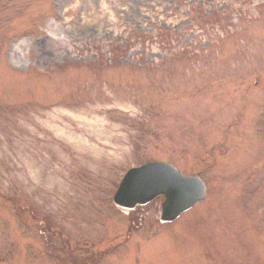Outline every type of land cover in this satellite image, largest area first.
I'll list each match as a JSON object with an SVG mask.
<instances>
[{"label": "rangeland", "instance_id": "rangeland-1", "mask_svg": "<svg viewBox=\"0 0 264 264\" xmlns=\"http://www.w3.org/2000/svg\"><path fill=\"white\" fill-rule=\"evenodd\" d=\"M150 161L205 201L113 205ZM0 264H264V0H0Z\"/></svg>", "mask_w": 264, "mask_h": 264}, {"label": "water", "instance_id": "water-1", "mask_svg": "<svg viewBox=\"0 0 264 264\" xmlns=\"http://www.w3.org/2000/svg\"><path fill=\"white\" fill-rule=\"evenodd\" d=\"M159 195L165 198L160 222H172L205 198V187L199 175L184 177L168 164L149 163L125 174L113 202L120 208L133 209Z\"/></svg>", "mask_w": 264, "mask_h": 264}, {"label": "bare ground", "instance_id": "bare-ground-1", "mask_svg": "<svg viewBox=\"0 0 264 264\" xmlns=\"http://www.w3.org/2000/svg\"><path fill=\"white\" fill-rule=\"evenodd\" d=\"M102 9H103V10H106V8H105L104 5H102ZM109 16H110V18L114 19V15H113L112 13H110Z\"/></svg>", "mask_w": 264, "mask_h": 264}]
</instances>
